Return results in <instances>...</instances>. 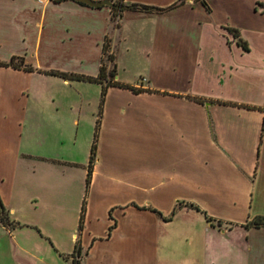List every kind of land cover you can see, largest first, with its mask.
I'll return each instance as SVG.
<instances>
[{"label":"crops","instance_id":"1","mask_svg":"<svg viewBox=\"0 0 264 264\" xmlns=\"http://www.w3.org/2000/svg\"><path fill=\"white\" fill-rule=\"evenodd\" d=\"M123 1L178 4L127 6L115 25L107 3L0 0V61L21 55L34 66L0 65V72L31 80L27 91L55 104L25 106L23 124H16L14 95L0 85V199L9 215L0 223V253L10 264H264V225H245L264 215V0ZM108 35L116 80L144 90L109 84L104 91L102 82L50 72L98 75ZM120 59L125 67L134 59L143 66L134 79L123 76ZM58 81L75 86L82 98L51 90ZM80 83L95 84L88 99ZM64 95L67 106L57 102ZM128 132L151 138L157 176L166 167L173 184L196 178L207 193L233 195L234 229L200 221L199 250L186 246L178 254L175 218L151 213L145 225L143 208L127 207L138 199L128 202L122 189L118 166ZM174 200L158 206L167 213ZM191 225L187 220L182 227ZM132 232L150 237L152 253H128ZM103 246L110 250L99 253Z\"/></svg>","mask_w":264,"mask_h":264},{"label":"rangeland","instance_id":"2","mask_svg":"<svg viewBox=\"0 0 264 264\" xmlns=\"http://www.w3.org/2000/svg\"><path fill=\"white\" fill-rule=\"evenodd\" d=\"M113 22L115 25H118L121 19V13L119 11L113 10ZM106 48V50H105ZM115 46L112 42V37L110 35L107 36L105 40L104 53H103V62L105 63L106 70L110 71L113 67H115ZM21 55L16 57V60H21ZM145 60V59H144ZM135 59L134 61L127 62L126 67L122 65V60L120 59L119 65L121 67V73L123 76L130 77L134 79L137 71L142 68V65H136ZM25 69V68H24ZM116 80V78H114ZM31 80H27L25 78H8L6 74L0 72V85L2 86V90L5 93H11L14 95L12 98L14 102H12L11 106L16 110V119L15 123H21L19 118L22 116L20 110L26 106L32 107V105L37 103H42L43 105H48L51 103L48 97L42 98L39 95H35L33 91H27L28 83L31 85ZM59 83V81H58ZM85 93H83V97L88 99V97L92 96V86L95 87V84L91 83H80ZM56 87L52 89H60L61 92L70 91L75 92V86H64L61 83L56 84ZM97 87V86H96ZM33 89V88H32ZM65 91V92H66ZM90 91V92H89ZM73 94V93H72ZM1 96V95H0ZM68 97L64 95L62 98H58L57 102L61 106H67ZM74 100H80L82 95L77 96L76 92L71 96ZM93 98V97H92ZM10 99V100H12ZM85 106L90 108L87 101H85ZM55 105L54 102L50 104V106ZM87 108V109H88ZM23 124V121H22ZM18 136H16V139ZM141 139V137H140ZM127 144H122L121 149L123 151L121 156L120 168H122L124 173V183L122 184V189L124 190V195L126 196L128 202L131 198L136 197L138 199L137 202L131 201L128 203V206H136L144 210L146 213L143 216L144 224L150 225L151 223V213H154L158 218L162 219H171L175 218V221L170 225L175 228L174 237H176V252L180 254L184 251V248L187 246L191 253H195V251L199 250V247L202 243V236L205 233L202 227V224L209 223L210 226L213 223L220 227L224 228L225 231L231 232L232 229L236 226L233 222L235 217L232 215V212L228 210V208L234 207L235 201L234 196L231 194H223V193H207L203 188L198 187L195 184L196 178H192L190 184L179 183L178 180L176 183H172L171 180L167 177L168 170L165 167L162 170L164 171L163 175L157 176L155 171H158V166L156 164L157 154L154 152L155 150L150 145L151 138L143 137V140H139V136L133 135L128 132L126 135ZM124 149H126V155H124ZM115 165V164H114ZM194 177V176H193ZM163 180V184L158 189L151 188L153 183H157ZM210 181H214L216 179H208ZM218 180V179H217ZM219 180L223 181L224 179L219 178ZM112 191V190H110ZM175 196V202L167 213H165V209L160 208L158 205L166 206L167 202H169L171 196ZM180 201L183 203L181 204ZM134 202V203H132ZM186 202H194L199 205L200 209L191 207L186 205ZM176 208V211L174 209ZM206 211V212H205ZM211 215L214 217L213 220H207V215ZM222 220V223H219V220ZM189 220L192 225L185 226L191 229L192 239L190 242L186 241L185 235H188L187 228L182 227V224ZM204 221V223L200 222ZM187 229V230H186ZM147 239L145 241L144 239ZM150 237L147 234L140 233L134 234L129 233L126 237V245L128 246V253L132 250L137 253H152V247L150 245ZM183 245V248H182ZM104 248L99 251V253H105L106 250H110V248ZM77 255V254H75ZM10 258L3 253H0V264H10Z\"/></svg>","mask_w":264,"mask_h":264},{"label":"trees","instance_id":"3","mask_svg":"<svg viewBox=\"0 0 264 264\" xmlns=\"http://www.w3.org/2000/svg\"><path fill=\"white\" fill-rule=\"evenodd\" d=\"M114 2L115 3L113 5V10L114 11H119L120 13L124 9V7H127V6L134 7V8H142V9H145V10H152V9L165 10V9L172 8V7H174V6H176L178 4V3H173V4H171L169 6H166V7H160V6H156V5H150V4H145V3H137V2L127 5L126 3H124L123 0H115ZM230 30L234 33L235 37L238 38V41L244 47L247 48L248 47L247 41L241 37V35L239 33V30L237 28H235V27L230 28ZM105 50H106V48H105ZM0 65H13L15 67H22V68L29 69V70H33L34 69V66L32 64L25 63L23 57H21V60L18 61V60H16L15 56L12 57L9 61H0ZM50 72L57 73V74H60L62 76L73 78V79H87V80H94V81L102 82L103 85H104V91H105L106 87L109 84L128 86V87H131L135 91H141V90L145 89V88H142V87H138V86H135V85H131V84H128V83H122V82H119L117 80H114L115 75H116L115 67H113L110 71H107L104 62L102 63L101 70H100L98 75H88V74H84V73L67 72V71H61V70H51ZM97 138H98V132H96L95 140L93 142L92 149H91L88 182H90V175L92 173V167H93L94 161L96 159ZM180 203L182 204L183 202L180 201ZM185 204L189 205L191 207L200 209L199 205L194 203V202H186ZM84 210H85V204L83 205V212H84ZM175 211H176V208L174 209L173 212H175ZM206 215H207L206 217H207L208 220L211 221V220L214 219L213 216L208 215L207 213H206ZM0 216H1L2 220H3V222H5V223L9 222L8 212L5 209L1 199H0ZM218 220H219V223H222L221 219H218ZM245 225L246 226H261V225H264V215H257L255 217H253L252 219L248 220L245 223ZM77 261H78L77 259H74V264H78Z\"/></svg>","mask_w":264,"mask_h":264},{"label":"water","instance_id":"4","mask_svg":"<svg viewBox=\"0 0 264 264\" xmlns=\"http://www.w3.org/2000/svg\"><path fill=\"white\" fill-rule=\"evenodd\" d=\"M82 1L88 2L92 5H102L104 3L114 5L115 3L114 0H82Z\"/></svg>","mask_w":264,"mask_h":264},{"label":"built area","instance_id":"5","mask_svg":"<svg viewBox=\"0 0 264 264\" xmlns=\"http://www.w3.org/2000/svg\"><path fill=\"white\" fill-rule=\"evenodd\" d=\"M38 1H44V0H38ZM0 223H4L1 216H0Z\"/></svg>","mask_w":264,"mask_h":264}]
</instances>
